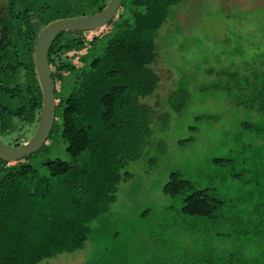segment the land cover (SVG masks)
Instances as JSON below:
<instances>
[{
  "label": "trees",
  "instance_id": "obj_1",
  "mask_svg": "<svg viewBox=\"0 0 264 264\" xmlns=\"http://www.w3.org/2000/svg\"><path fill=\"white\" fill-rule=\"evenodd\" d=\"M108 1L0 4V137L4 141L18 138L40 119L42 91L33 58L40 30L58 18L98 12ZM184 1L123 0L118 15L107 24L115 28L110 35L99 30L68 31L54 40L49 59L57 108L48 139L59 123L67 158L40 164L31 159L36 152L13 162L0 158V264H39L85 247L102 203L114 196L120 168L138 156L139 137L150 132V123L159 116L145 101L160 83L153 68L159 56L158 38L165 21L174 15L173 8ZM92 5L97 7L89 10ZM244 64L248 70L244 73L224 70L226 84L220 88L233 91L231 97L238 105L258 113L259 121L243 125L263 138L264 49ZM187 96L181 88L171 92L167 101L178 109L176 102ZM29 137L19 138L18 143ZM164 192L171 196L188 192L182 208L187 216L212 222L221 218L218 210L223 202L179 171L171 173ZM234 217L239 229L233 236L240 247L221 254L192 251L194 257L184 264H264V221L256 223L251 233L240 226L239 214Z\"/></svg>",
  "mask_w": 264,
  "mask_h": 264
},
{
  "label": "rangeland",
  "instance_id": "obj_2",
  "mask_svg": "<svg viewBox=\"0 0 264 264\" xmlns=\"http://www.w3.org/2000/svg\"><path fill=\"white\" fill-rule=\"evenodd\" d=\"M173 13L160 29L153 64L159 87L145 99L159 116L139 137L138 156L120 168L114 196L102 203L85 247L39 264H184L194 257L192 251L221 254L240 247L233 236L239 229L234 216L239 214L240 226L251 233L264 221V137L243 125L260 117L238 105L233 91L220 88L226 84L224 70L247 72L245 61L264 49V0H185ZM101 28L94 30L109 35L115 30ZM181 88L188 96L176 102L177 109L167 100ZM35 127L29 125L19 138L31 136ZM61 133L58 123L31 159L40 164L67 158ZM174 171L213 192L223 202L221 218L212 222L185 215L188 192H164Z\"/></svg>",
  "mask_w": 264,
  "mask_h": 264
},
{
  "label": "water",
  "instance_id": "obj_3",
  "mask_svg": "<svg viewBox=\"0 0 264 264\" xmlns=\"http://www.w3.org/2000/svg\"><path fill=\"white\" fill-rule=\"evenodd\" d=\"M123 0H109L106 6L95 13L69 16L55 19L45 25L39 32L34 48V67L42 91V111L33 134L18 143L0 137V158L13 162L29 156L41 149L47 141L56 118V84L52 78L49 51L57 36L68 31H87L107 25L117 14Z\"/></svg>",
  "mask_w": 264,
  "mask_h": 264
}]
</instances>
